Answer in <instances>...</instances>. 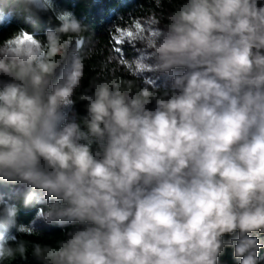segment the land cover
I'll list each match as a JSON object with an SVG mask.
<instances>
[{
    "label": "clouds",
    "instance_id": "9594fccd",
    "mask_svg": "<svg viewBox=\"0 0 264 264\" xmlns=\"http://www.w3.org/2000/svg\"><path fill=\"white\" fill-rule=\"evenodd\" d=\"M40 13L58 21L44 38L0 39V184L15 185L0 195V264L29 251L42 264H219L226 248L264 264V0H179L152 20L140 77L101 72L83 91L88 26L54 0H0V24ZM39 220L73 227L55 244L22 238Z\"/></svg>",
    "mask_w": 264,
    "mask_h": 264
},
{
    "label": "trees",
    "instance_id": "16d2710c",
    "mask_svg": "<svg viewBox=\"0 0 264 264\" xmlns=\"http://www.w3.org/2000/svg\"><path fill=\"white\" fill-rule=\"evenodd\" d=\"M177 3H179V0H172L171 3L168 0H163L161 4H158L157 0H54V4L58 9L71 11L77 19L88 26L90 38L94 42L93 56L86 62V75L81 91L88 87L89 80L92 77L101 72L108 73L118 69L117 74L125 81L140 77L142 73L136 66L137 43L134 47H130L127 43L115 45L113 37L118 35V30L125 32L133 30L134 33L139 31L135 29L137 22L141 26L142 22L150 17H164L173 10L174 5ZM56 27H58V21L51 13H40L33 17L30 22H26L23 15L14 16L10 23L0 24V39L21 28L44 38L47 29ZM125 39L127 40V37ZM115 47H121L122 52H115ZM163 79L162 77L158 83H163ZM85 104L86 102L79 101L74 106L73 111L76 113L78 120L86 114ZM14 188L15 185L0 184V192L4 191L7 195L9 194L8 197L12 194L11 191ZM36 212L37 206L35 205L21 206L20 222L25 225L29 224L33 221ZM72 227L70 225L61 228L48 224L46 227L36 229L39 233L38 236H25L22 238L40 243L55 244L57 240L64 238L65 234L72 230ZM230 238L229 235L224 237L226 240ZM260 239L264 242V235H261ZM233 251L232 248H226L219 261L226 264H238ZM259 255L264 257V248L260 250ZM10 264H42V262L35 259L29 251L27 258L17 257Z\"/></svg>",
    "mask_w": 264,
    "mask_h": 264
},
{
    "label": "rangeland",
    "instance_id": "374dc122",
    "mask_svg": "<svg viewBox=\"0 0 264 264\" xmlns=\"http://www.w3.org/2000/svg\"><path fill=\"white\" fill-rule=\"evenodd\" d=\"M154 18H159V17H150L149 19L143 21L141 26H140V30L139 31H140L141 34L139 35V37L136 40V43L138 45V48H137L138 49V56H141L142 51H144V49L142 48V41H144V40H146L148 38V36H149V31L148 30L150 29L152 20ZM161 22L163 23V21H161ZM136 66L138 67V69H139V71L141 73L146 71V69L143 68V66H138L137 62H136ZM145 77H144L145 82L149 83L148 78L147 77L145 78ZM12 191H11V193H12ZM0 195H3L5 198H7L9 194L7 195L4 191H1ZM18 222L21 223L20 220H19V216H18ZM47 225L48 224H46L42 220H39V221H36L35 228L36 229H40V228L46 227ZM13 231H15V230H13ZM219 264H226V263H223V262L219 261Z\"/></svg>",
    "mask_w": 264,
    "mask_h": 264
},
{
    "label": "snow or ice",
    "instance_id": "6c2138e0",
    "mask_svg": "<svg viewBox=\"0 0 264 264\" xmlns=\"http://www.w3.org/2000/svg\"><path fill=\"white\" fill-rule=\"evenodd\" d=\"M135 29L140 30V23L139 22L136 23ZM140 34H141L140 31H136L134 33L133 30H128L126 32L118 30V35L113 37V41H114L115 45H123V44L127 43L130 47H134L136 40ZM125 37H127V40L125 39ZM114 50L117 53H121L123 49L121 47H115Z\"/></svg>",
    "mask_w": 264,
    "mask_h": 264
}]
</instances>
